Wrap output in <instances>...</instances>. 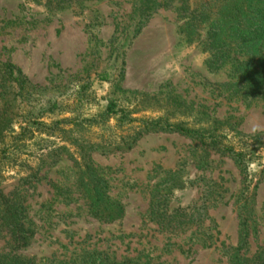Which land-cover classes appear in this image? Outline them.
Masks as SVG:
<instances>
[{"label":"rangeland","instance_id":"obj_1","mask_svg":"<svg viewBox=\"0 0 264 264\" xmlns=\"http://www.w3.org/2000/svg\"><path fill=\"white\" fill-rule=\"evenodd\" d=\"M140 2L0 0V125L13 121L1 129L0 192L23 207L33 234L14 249L0 224L1 261L229 264L246 193L238 161L143 123L163 116L241 133L220 143L248 153L254 235L244 256L264 243V102L219 92L226 70L178 33L176 2L157 0L145 16ZM7 66L26 80L24 91L10 85ZM111 103L119 114H107ZM85 163L123 206L121 219L89 214L79 187Z\"/></svg>","mask_w":264,"mask_h":264},{"label":"trees","instance_id":"obj_2","mask_svg":"<svg viewBox=\"0 0 264 264\" xmlns=\"http://www.w3.org/2000/svg\"><path fill=\"white\" fill-rule=\"evenodd\" d=\"M172 8L180 21L178 33L187 42L205 44L209 48L211 61L217 68L226 70V81L216 84L219 92L230 97H238L248 102H264V0H165L164 5ZM161 6L157 0H141L138 14L145 16L155 13ZM7 78L11 86L24 91L26 80L11 66L6 68ZM20 92V93H21ZM138 103H142L138 100ZM111 103L107 107L108 115L119 114L114 111ZM124 113V112H123ZM121 112V117L125 115ZM124 115V116H123ZM0 125V136L3 130L11 128L12 120L5 119ZM148 128L194 136L201 144L218 147L220 151L231 154L237 159L244 183L243 204L240 216L241 224L237 233V244L229 257V264H264V243L257 249L252 259L246 258L245 249L250 244L252 233L248 222L253 201L248 196L249 168L246 163L248 153L235 151L232 146L220 143L229 134L239 138L241 133L231 125L224 127L222 123L212 120L207 127L198 129L188 127L183 122L169 123L167 118L158 117L144 120ZM1 136L0 138H2ZM0 153L5 147L0 141ZM0 154V155H1ZM79 187L87 200L89 214L103 223H112L123 217L124 208L109 196L108 186L94 171L90 164L85 163V170L79 179ZM0 224L10 237L14 249L28 246L32 232L26 227L24 209L9 195L0 192ZM0 264H26L24 260L14 257ZM29 264V263H28Z\"/></svg>","mask_w":264,"mask_h":264},{"label":"clouds","instance_id":"obj_3","mask_svg":"<svg viewBox=\"0 0 264 264\" xmlns=\"http://www.w3.org/2000/svg\"><path fill=\"white\" fill-rule=\"evenodd\" d=\"M203 55H207V53H204Z\"/></svg>","mask_w":264,"mask_h":264}]
</instances>
